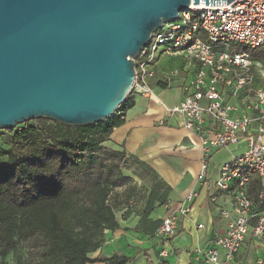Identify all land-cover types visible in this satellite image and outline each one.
Masks as SVG:
<instances>
[{
    "label": "built area",
    "instance_id": "1",
    "mask_svg": "<svg viewBox=\"0 0 264 264\" xmlns=\"http://www.w3.org/2000/svg\"><path fill=\"white\" fill-rule=\"evenodd\" d=\"M154 33L134 59L128 96L154 97L151 82L161 55L184 61L188 76L181 87L182 98L176 106L165 108L166 113L200 142L196 180L201 187L229 193L233 204V218L227 211L220 212L228 220L225 232L215 235L206 250H197L195 258L207 264H232L250 236L261 251L255 264H264V68L248 52L230 50L237 45L249 49L264 45V0L191 5ZM176 75L174 70L167 76ZM239 142H244L245 151L207 180L210 153ZM198 195L188 191L176 214L187 217ZM164 206L168 209L167 203ZM176 214L170 212L161 219L154 238L165 242L176 235ZM158 256L165 258V249Z\"/></svg>",
    "mask_w": 264,
    "mask_h": 264
},
{
    "label": "trees",
    "instance_id": "2",
    "mask_svg": "<svg viewBox=\"0 0 264 264\" xmlns=\"http://www.w3.org/2000/svg\"><path fill=\"white\" fill-rule=\"evenodd\" d=\"M248 52L264 65V45ZM129 96L114 114L91 126H65L49 119H33L5 130L0 147V264L18 246L24 264H132L134 256L100 251L105 235L121 228L119 202H109L114 189L125 184L123 170L151 185L135 227L125 231L154 236L161 219L151 218L163 206L170 187L149 165L122 149L105 146L114 128L131 108ZM163 242V241H161Z\"/></svg>",
    "mask_w": 264,
    "mask_h": 264
},
{
    "label": "water",
    "instance_id": "3",
    "mask_svg": "<svg viewBox=\"0 0 264 264\" xmlns=\"http://www.w3.org/2000/svg\"><path fill=\"white\" fill-rule=\"evenodd\" d=\"M233 0H0V129L91 126L128 96L134 59L189 6Z\"/></svg>",
    "mask_w": 264,
    "mask_h": 264
},
{
    "label": "crops",
    "instance_id": "4",
    "mask_svg": "<svg viewBox=\"0 0 264 264\" xmlns=\"http://www.w3.org/2000/svg\"><path fill=\"white\" fill-rule=\"evenodd\" d=\"M171 60L174 65L159 71L156 69L155 79L151 82L153 98L129 96L132 106L126 110L123 124L112 130L105 146L112 149L122 146L126 155L149 165L170 187L166 202L168 209L165 203L155 209L151 218L162 219L170 212L176 214L188 191L199 192L198 198L187 217L176 214L177 233L171 239L161 242L140 233H134V237L128 235L124 229L132 228L139 220L131 214L125 222L119 221V230L105 235L104 251H98L91 257H102L101 254L109 257L118 252L134 256L132 264H207L204 259L196 260V251L206 250L215 235L225 232L228 220L220 215L221 211H227L231 218L234 217L229 193H218L214 188L207 190L196 180L202 158L198 138L183 130L176 117H169L166 113L165 108H172L181 100V87L188 76L182 59ZM174 70H177V75L168 77ZM216 174L217 171L207 180H213ZM212 197L216 198L215 201H211ZM198 225L202 228H197ZM137 247L142 250L137 251ZM161 249L167 252L165 258L158 256ZM260 254L259 246L248 236L232 264H255Z\"/></svg>",
    "mask_w": 264,
    "mask_h": 264
},
{
    "label": "rangeland",
    "instance_id": "5",
    "mask_svg": "<svg viewBox=\"0 0 264 264\" xmlns=\"http://www.w3.org/2000/svg\"><path fill=\"white\" fill-rule=\"evenodd\" d=\"M234 47L235 46H231L230 50H233ZM161 49L162 47H159L158 52ZM171 62L172 60L169 56L161 55L158 59V62L156 63L157 71H159L164 67L174 65V63ZM6 143H7V134L5 133V130L0 129V147L5 148ZM244 151H245L244 142H239L238 144L229 146L227 148H219L213 150L208 157V169L206 173L207 179H210L214 174V172H216L221 165H223L226 162H229L233 156H238ZM123 174L126 177L125 184L120 188L114 189L109 197L110 203H112L113 201L120 203V206L118 207V210L116 212V218L121 222L122 221L125 222V220L131 214H133L132 215L133 217L137 216L138 211H141L144 205L145 197L151 185V181L149 180L148 177L140 178L139 176H135L131 174L130 171L127 170H123ZM135 225L136 224L132 225V228L135 227ZM127 234L133 237L135 236L134 233L129 230ZM136 237L139 238V235L138 236L136 235ZM140 239H142V237ZM145 239L144 241H146ZM103 247L104 246L102 245L100 251L101 250L104 251ZM129 247H131V245H129ZM138 250H142V248L137 247V251ZM101 256L105 257V255L103 254H101ZM24 257H25L24 248L22 246H18L17 250L14 253L9 254L4 261L5 264H24L23 261Z\"/></svg>",
    "mask_w": 264,
    "mask_h": 264
}]
</instances>
